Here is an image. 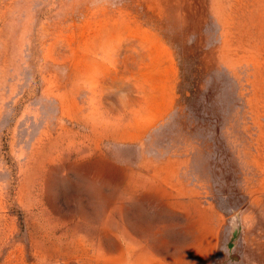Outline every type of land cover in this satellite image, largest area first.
<instances>
[{
    "label": "rangeland",
    "instance_id": "374dc122",
    "mask_svg": "<svg viewBox=\"0 0 264 264\" xmlns=\"http://www.w3.org/2000/svg\"><path fill=\"white\" fill-rule=\"evenodd\" d=\"M264 0H0V264H264Z\"/></svg>",
    "mask_w": 264,
    "mask_h": 264
},
{
    "label": "crops",
    "instance_id": "0c3cea01",
    "mask_svg": "<svg viewBox=\"0 0 264 264\" xmlns=\"http://www.w3.org/2000/svg\"><path fill=\"white\" fill-rule=\"evenodd\" d=\"M264 254V253H263Z\"/></svg>",
    "mask_w": 264,
    "mask_h": 264
}]
</instances>
